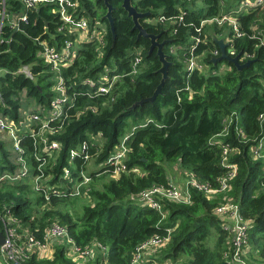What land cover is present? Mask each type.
Returning a JSON list of instances; mask_svg holds the SVG:
<instances>
[{
    "label": "trees",
    "instance_id": "obj_1",
    "mask_svg": "<svg viewBox=\"0 0 264 264\" xmlns=\"http://www.w3.org/2000/svg\"><path fill=\"white\" fill-rule=\"evenodd\" d=\"M107 1L114 9V40L103 19V1L82 0L83 14L105 25L106 45L101 55L96 52L95 42L80 45L72 65L56 75L38 57L34 42L37 37L49 43L53 42L52 36L57 41L64 38L55 31L60 21L52 14L54 6L29 10L27 21L19 22V30H15L10 22L23 11L22 4L18 0H0L8 16L0 35V112L12 119L24 108H48L59 79L65 80V94L73 103L62 129L49 138L59 142L62 150L54 164L44 169V175H51L48 183L54 184L61 177L69 166L70 151L79 144L101 133V146L95 143L101 153L92 160L102 163L130 128L124 158L126 172L117 176L92 174L87 198L51 197L45 201L42 195L32 197L35 191L27 184L2 182L0 211L3 205L8 206L38 239L47 224L56 222L66 228L78 247L99 244L106 248L101 256L102 251L95 250L96 257L83 264H131L139 244L154 235L166 236L168 231L167 244L151 262L177 263L185 258V264H226L222 256L228 251L229 236L221 229L214 208L229 199L250 225L246 254L256 261H251L253 264H264V159L254 154L262 139L261 155L264 154V122L259 119L264 114V45L260 43L264 42V6L245 12L240 8L245 0H201L198 7H193L197 0L190 5L186 0H135L132 5L137 11L151 14L146 19H159L155 23L143 19L140 23L147 33L164 31L158 41H169L163 51L170 65L161 94L152 103L134 106L152 96L161 80L157 72L161 64L156 49L149 52V40L137 39V31L131 30L133 24L121 8V0ZM228 14L234 15L243 37L236 39L226 23H210L200 29L202 21ZM225 38L234 39L237 54H253L250 60L254 62L241 70L225 61L210 63L214 51L220 55L214 40ZM194 46L193 57L206 69L189 71L187 54ZM137 53L141 62L133 72ZM25 66L30 68L31 79L17 73ZM103 74L117 76L106 95L88 96L86 87L74 84L97 80ZM221 144L234 149L231 160L237 166L228 192L207 199L201 191L190 189L189 204L154 199L161 211L136 200L152 187H167L174 170L184 175V181L190 179L217 188L223 175ZM26 146L25 157L30 159L33 144L27 141ZM0 154L7 161L0 166L1 177L13 168L1 139ZM75 162L79 168L82 161ZM69 169L74 171L70 166ZM212 234L215 243L209 247L206 242ZM25 264L75 263L59 246L52 260L31 255Z\"/></svg>",
    "mask_w": 264,
    "mask_h": 264
},
{
    "label": "built area",
    "instance_id": "obj_2",
    "mask_svg": "<svg viewBox=\"0 0 264 264\" xmlns=\"http://www.w3.org/2000/svg\"><path fill=\"white\" fill-rule=\"evenodd\" d=\"M22 4L23 11L18 13L11 24V28L19 30V22L27 21V12L29 10H37L44 5H53L52 14L57 15L59 19L58 26L55 31L63 34L64 38L57 41L52 36L53 42L37 37L34 42L38 46V57L44 64L48 65L49 72L60 75L63 69L70 67L77 57V51L82 44L97 43L96 52L101 55L102 48L106 45L105 38L107 30L105 25L98 19L89 15H84L85 9L81 5L82 0H18ZM192 0H186L191 3ZM264 6V0H254L250 2L245 0L241 5V10L247 12L251 8ZM5 8L0 7V35L2 27L7 20ZM152 23L153 20H148ZM216 23L221 26L227 24L232 28L234 37L240 38L244 34L239 31L236 25L234 15H223L221 18L204 20L200 24V29L207 24ZM227 44L228 54L231 57L237 55L236 49L233 47V38L223 39ZM198 42V40L196 41ZM264 45V42H260ZM194 47L189 49L187 54V63L189 71L194 69L202 70L206 67L201 66L193 57ZM218 52H213V58L218 57ZM253 58V54H240L239 63H244ZM141 62L140 53L134 58L133 72L137 65ZM1 72V70H0ZM17 73L24 74L27 78H32L29 67H22ZM117 76L109 77L107 74L101 75L97 80L85 79L76 86L86 87V94L91 97L102 96L108 94ZM55 97L50 100L48 108L36 110L33 108H24L19 111L16 118L0 112V139L2 142H11L12 149L15 154V161L18 165V172L15 173L13 166L11 171L4 173L0 177V183L12 184L13 182L29 181L32 189L39 196L42 195L45 201H49L51 197L55 198H72V197H88V184L91 181V175H87L85 170L89 162L101 153V149L90 140L82 142L76 149L69 153L68 165L74 171L66 166L63 169L61 177L57 178L54 184L48 183L51 175H44L46 166L52 163L61 153V146L55 140H49L62 129L64 123L69 117V111L73 108V103L65 94L68 86L65 87V80L59 79L57 85L54 86ZM92 91V92H91ZM264 122V114L259 117ZM151 122L147 121L146 124ZM146 124L142 126H146ZM130 134H126L120 139V143L114 148L109 156L102 162L97 163L100 170L94 172L95 176L111 174L117 176L126 172L124 158L128 152L126 142ZM102 144L101 133L93 135ZM3 139V140H2ZM263 140V139H262ZM260 141L254 154L256 158H263L261 155L263 149V141ZM27 141L33 144L32 158H26ZM220 166L223 169V175L218 179V187L211 188L209 185L198 183L194 180H186L183 188L176 186L173 182H169L167 187H152L142 192L136 200L142 205L161 211V205L154 201L166 199L177 203L189 204L191 201L190 189L201 191L207 199H212L218 193L228 192L230 189V181L237 174V166L231 160V154L234 149L229 144H221ZM94 149L93 152L90 150ZM34 162H32V160ZM80 159L81 166L78 168L75 160ZM224 203H219L214 208V214L220 220L221 229L229 236V247L226 257V264H251L247 260L245 246L247 244V231L250 228L249 222L244 221L238 210V206L229 199ZM0 232L4 238L3 245L0 246V264H25L31 255H36L40 260H52L54 257L55 247L62 246L65 249L66 257L75 264H83L94 258V251H105L106 248L96 244L92 247L80 248L68 236L66 228L56 222L47 224L38 239L35 237L34 231L24 225L21 220L14 215L8 206L3 205L0 211ZM170 232L166 236L154 235L141 244H139L133 253L131 264H149L155 258L157 252L162 249L168 242ZM162 264V263H159Z\"/></svg>",
    "mask_w": 264,
    "mask_h": 264
},
{
    "label": "water",
    "instance_id": "obj_3",
    "mask_svg": "<svg viewBox=\"0 0 264 264\" xmlns=\"http://www.w3.org/2000/svg\"><path fill=\"white\" fill-rule=\"evenodd\" d=\"M102 1L104 3L105 8H106L105 14L103 15V19H105L107 21L111 35H112V39L114 40L115 33H114L113 18L111 16V13L114 9L108 3L107 0H102ZM131 1L132 0H121V8L126 12L127 17L130 18L132 21L133 26H132L131 30L137 31V39L142 37L144 39L149 40V43H150L149 52H152L154 49H156V55H157L158 60L161 64L160 68L157 71L161 75V80H160L159 85L156 87V89L153 92L151 97L146 98V99H142L141 101L134 104V106H137V105H142L144 103H152L156 99V97L161 94V89H162L165 81L168 79L167 71H168V67H169L170 63L167 60L168 56L164 53L163 50H164L165 44L169 43V41H167V40H163L162 42L158 41L164 31H161L157 35L147 33V31L143 28V26L141 25L139 20L146 19L151 14L148 12H146V13L137 12L135 10V8L133 7ZM146 20H149V19H146ZM214 42L219 48L220 55L218 57H214V58L210 59V61H209L210 63L215 65L217 63L225 61V62L235 66L238 70H241L243 68L248 67L250 64H252L254 62L252 60H248V61L244 62L243 64H240L238 61L240 53H238L234 57H231L228 54L227 44L224 43L223 39H215ZM3 243H4V238H3L2 234L0 233V246L3 245Z\"/></svg>",
    "mask_w": 264,
    "mask_h": 264
},
{
    "label": "rangeland",
    "instance_id": "obj_4",
    "mask_svg": "<svg viewBox=\"0 0 264 264\" xmlns=\"http://www.w3.org/2000/svg\"><path fill=\"white\" fill-rule=\"evenodd\" d=\"M200 1L201 0H197L196 1V3H194L193 4V7H198V6H201V3H200ZM250 2H252L251 0H249ZM188 5H190L189 3H188ZM192 6V5H191ZM99 16V15H98ZM148 21V20H147ZM157 21H159V19H154L153 20V23H155V22H157ZM220 63H222V62H220ZM219 63V64H220ZM225 67L224 66H221V68L220 69H224ZM130 131V128H127L126 129V134L128 133ZM3 140V139H2ZM91 140L92 141H94L95 143H99V141L98 140H96L95 138H92L91 137ZM2 144H3V150H4V152L6 153V155H7V160H8V157H9V160H10V164H12L13 166H14V168H15V173H17L18 172V165H17V163H16V161H15V154H14V152H13V149H12V144H11V142H2ZM7 164V161H5V159L4 158H2V156H1V154H0V166H4V165H6ZM100 169L99 168H97V164L96 163H94L93 162V160H91L90 162H89V165H88V167L86 168V170H85V172H86V174L87 175H91V174H93L94 172H97V171H99ZM177 172V171H176ZM176 172H175V170L172 172V176H175L176 175ZM179 181H181V179L182 178H184V175L183 174H181L180 173V175H179ZM19 182H13L12 184H10V185H15V184H18ZM20 183H22V184H27V185H29V186H31V188H32V184L29 182V181H24V182H20ZM9 185V184H8ZM32 197H37L36 196V193L34 194V195H32ZM41 210V209H40ZM213 233V232H212ZM214 234V233H213ZM212 234V237H210V238H208L207 239V241L208 242H206V245L207 246H209V247H213L214 246V243H215V238H214V235ZM248 248H249V246H248ZM246 256H247V258H248V260L251 262H254V263H256V261H254V259L253 258H250L249 257V255H247L246 254ZM223 257V260H224V262L226 263V257L225 256H222ZM184 260H185V258H181V259H179L178 260V262H179V264H185V262H184ZM251 262V263H252ZM253 264V263H252Z\"/></svg>",
    "mask_w": 264,
    "mask_h": 264
},
{
    "label": "crops",
    "instance_id": "obj_5",
    "mask_svg": "<svg viewBox=\"0 0 264 264\" xmlns=\"http://www.w3.org/2000/svg\"><path fill=\"white\" fill-rule=\"evenodd\" d=\"M85 13V12H84ZM175 172H176V170H175ZM173 177V180H172V182L176 185V186H179V187H182L183 188V183L185 182L183 179H181V181H179V172H176V175L175 176H172ZM101 255H104V252L102 253H100V256ZM96 256H94V258H95ZM150 263H152V264H159L160 262H157V261H155L154 263L153 262H150ZM162 264H179V262H177V263H174L173 261H171V260H167V261H165V262H162Z\"/></svg>",
    "mask_w": 264,
    "mask_h": 264
},
{
    "label": "flooded vegetation",
    "instance_id": "obj_6",
    "mask_svg": "<svg viewBox=\"0 0 264 264\" xmlns=\"http://www.w3.org/2000/svg\"><path fill=\"white\" fill-rule=\"evenodd\" d=\"M134 2H135V0H132V1H131V3H132V4H133ZM135 10H136V9H135ZM136 11H137V10H136ZM137 12H139V13H142V12H141V11H139V10H138ZM141 21H142V19H141V20H139V22H141Z\"/></svg>",
    "mask_w": 264,
    "mask_h": 264
}]
</instances>
